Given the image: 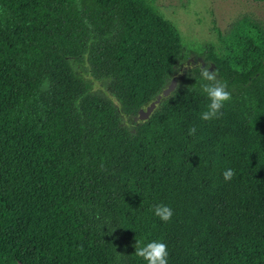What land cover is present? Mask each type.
I'll return each instance as SVG.
<instances>
[{
	"label": "trees",
	"instance_id": "16d2710c",
	"mask_svg": "<svg viewBox=\"0 0 264 264\" xmlns=\"http://www.w3.org/2000/svg\"><path fill=\"white\" fill-rule=\"evenodd\" d=\"M217 33L187 42L154 0H0V264H147L137 240L264 264V24ZM193 57L227 83L223 115L200 118L194 67L138 123Z\"/></svg>",
	"mask_w": 264,
	"mask_h": 264
},
{
	"label": "rangeland",
	"instance_id": "374dc122",
	"mask_svg": "<svg viewBox=\"0 0 264 264\" xmlns=\"http://www.w3.org/2000/svg\"><path fill=\"white\" fill-rule=\"evenodd\" d=\"M162 16L179 27L189 43H210L218 39L217 29L227 33L241 16L264 24V2L254 0H154ZM95 88L102 85L94 82Z\"/></svg>",
	"mask_w": 264,
	"mask_h": 264
},
{
	"label": "clouds",
	"instance_id": "9594fccd",
	"mask_svg": "<svg viewBox=\"0 0 264 264\" xmlns=\"http://www.w3.org/2000/svg\"><path fill=\"white\" fill-rule=\"evenodd\" d=\"M192 67V65H188L185 68L191 70ZM195 67L198 68L200 80L202 81V83H200V89L208 100L206 109L200 114V118L204 121L219 119L223 115L221 109L232 99V94L228 90V85L226 82L218 79L217 70H210L212 69V64L208 63L207 66H205L204 63H199L195 65ZM43 87L45 90L47 89V82H45ZM189 90L191 89L189 88ZM196 131V127H190L189 135L195 136ZM234 175V170L230 168L223 172V177L226 182L230 181ZM152 211L155 216L159 217L160 220L164 222H169L174 214L170 206L162 203L153 205ZM134 247V255L142 258L147 264H168V247L162 240H152L147 243L137 240Z\"/></svg>",
	"mask_w": 264,
	"mask_h": 264
},
{
	"label": "water",
	"instance_id": "95a60500",
	"mask_svg": "<svg viewBox=\"0 0 264 264\" xmlns=\"http://www.w3.org/2000/svg\"><path fill=\"white\" fill-rule=\"evenodd\" d=\"M199 63H204V60L202 58H190L187 61H185L182 65L180 70L172 77L170 84L163 89V91L151 102H149L146 106H143L138 113L137 116V121L138 123H144L148 121L153 114L158 110L160 107L161 103L165 100L168 99L175 89L177 88L178 81L186 75V73L189 71V69L185 68L188 65H192L194 68L195 65ZM213 69V67H212ZM114 100V99H113ZM119 107V111H122L121 106ZM126 117V115H124Z\"/></svg>",
	"mask_w": 264,
	"mask_h": 264
}]
</instances>
